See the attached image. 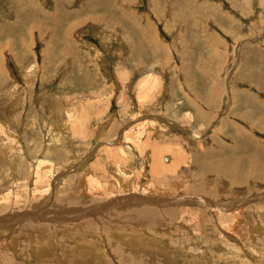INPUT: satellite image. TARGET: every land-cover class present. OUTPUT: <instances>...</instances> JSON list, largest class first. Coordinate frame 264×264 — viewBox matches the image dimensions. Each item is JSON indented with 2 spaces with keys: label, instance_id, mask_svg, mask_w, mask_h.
<instances>
[{
  "label": "rangeland",
  "instance_id": "rangeland-1",
  "mask_svg": "<svg viewBox=\"0 0 264 264\" xmlns=\"http://www.w3.org/2000/svg\"><path fill=\"white\" fill-rule=\"evenodd\" d=\"M0 264H264V0H0Z\"/></svg>",
  "mask_w": 264,
  "mask_h": 264
},
{
  "label": "bare ground",
  "instance_id": "bare-ground-1",
  "mask_svg": "<svg viewBox=\"0 0 264 264\" xmlns=\"http://www.w3.org/2000/svg\"><path fill=\"white\" fill-rule=\"evenodd\" d=\"M164 166V165H163Z\"/></svg>",
  "mask_w": 264,
  "mask_h": 264
}]
</instances>
